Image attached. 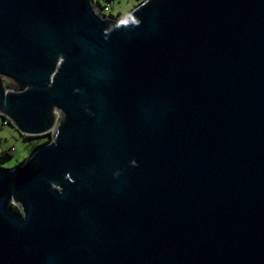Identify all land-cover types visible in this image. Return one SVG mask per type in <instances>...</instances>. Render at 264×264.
Returning <instances> with one entry per match:
<instances>
[{"label":"water","instance_id":"95a60500","mask_svg":"<svg viewBox=\"0 0 264 264\" xmlns=\"http://www.w3.org/2000/svg\"><path fill=\"white\" fill-rule=\"evenodd\" d=\"M0 114V264H264V0H0Z\"/></svg>","mask_w":264,"mask_h":264},{"label":"rangeland","instance_id":"374dc122","mask_svg":"<svg viewBox=\"0 0 264 264\" xmlns=\"http://www.w3.org/2000/svg\"><path fill=\"white\" fill-rule=\"evenodd\" d=\"M143 0H113L110 4L102 0H92L100 7H105L102 15L112 19H121L129 10ZM49 141L47 136L23 138L9 120L0 114V152L9 151L11 158L3 164V168H12L23 161L38 145Z\"/></svg>","mask_w":264,"mask_h":264},{"label":"trees","instance_id":"16d2710c","mask_svg":"<svg viewBox=\"0 0 264 264\" xmlns=\"http://www.w3.org/2000/svg\"><path fill=\"white\" fill-rule=\"evenodd\" d=\"M104 3H106V4H110L113 0H102ZM93 6L94 7H96L98 10L100 9V8H102V7H100L98 4H95L94 2H93ZM23 137V136H22ZM23 138H25V139H30L31 137H23ZM39 146V145H38ZM37 147V146H36ZM35 147V148H36ZM11 158V155H10V153H9V151H2V152H0V169H2L3 168V164L6 162V161H8L9 159ZM9 212L10 213H13V214H18L19 213V211H18V209L15 207V206H12V205H9Z\"/></svg>","mask_w":264,"mask_h":264},{"label":"built area","instance_id":"2783aa9c","mask_svg":"<svg viewBox=\"0 0 264 264\" xmlns=\"http://www.w3.org/2000/svg\"><path fill=\"white\" fill-rule=\"evenodd\" d=\"M93 8H94L95 12L100 14V15H102V13H101L102 11H106L105 7H102L99 10L96 7H94V6H93ZM55 119H56V114H55ZM50 132H51V130H49L46 134H44V135H47L48 139H50Z\"/></svg>","mask_w":264,"mask_h":264},{"label":"flooded vegetation","instance_id":"af4514ba","mask_svg":"<svg viewBox=\"0 0 264 264\" xmlns=\"http://www.w3.org/2000/svg\"><path fill=\"white\" fill-rule=\"evenodd\" d=\"M3 83H4V84H7L8 82H7V81H4ZM42 136H46V135H42Z\"/></svg>","mask_w":264,"mask_h":264},{"label":"clouds","instance_id":"9594fccd","mask_svg":"<svg viewBox=\"0 0 264 264\" xmlns=\"http://www.w3.org/2000/svg\"><path fill=\"white\" fill-rule=\"evenodd\" d=\"M92 4H93V2H92Z\"/></svg>","mask_w":264,"mask_h":264}]
</instances>
